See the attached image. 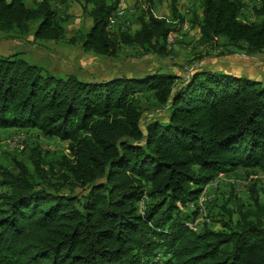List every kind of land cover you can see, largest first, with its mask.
Here are the masks:
<instances>
[{"label": "trees", "instance_id": "obj_1", "mask_svg": "<svg viewBox=\"0 0 264 264\" xmlns=\"http://www.w3.org/2000/svg\"><path fill=\"white\" fill-rule=\"evenodd\" d=\"M52 1L28 8L25 0H0V32L24 36L36 23L35 39L60 41ZM76 1L91 25L71 44L104 57L120 46L171 53L174 29L149 9L134 33L113 39L108 27L119 0ZM171 6L176 12L175 0ZM244 6L201 0V43L221 40L246 55L261 54L264 0L253 6L256 22L240 19ZM177 78L158 71L80 81L20 54L0 55V129L36 130L68 149L56 180L37 156L31 169L21 161L16 171L0 167V264H264V207L253 195L252 211L238 207L235 221L228 213L225 231L205 220L189 228L203 215L198 203L205 186L220 174L264 173V85L204 69L180 84ZM142 89L166 113L144 125ZM68 183L84 192L61 193Z\"/></svg>", "mask_w": 264, "mask_h": 264}, {"label": "rangeland", "instance_id": "obj_2", "mask_svg": "<svg viewBox=\"0 0 264 264\" xmlns=\"http://www.w3.org/2000/svg\"><path fill=\"white\" fill-rule=\"evenodd\" d=\"M38 1L40 0H25V5L28 8L34 7ZM242 1L245 6L241 10L240 19L244 22L258 21L253 13V6L258 4V0ZM51 6L62 24L64 36L60 41L35 39L36 23H30L29 32L24 36L15 32H0V55L20 54L28 62L57 77L74 75L80 81L143 78L159 71L177 76L176 83L180 84L193 70L204 69L225 72L264 85V51L249 56L242 50L223 46L224 42L221 40L211 44V47L201 43L198 35L201 0H175L176 12L172 11L171 0H119L109 21L111 37L116 39L120 31L134 33L139 28V17L149 9L155 17L170 21L174 29L167 42L171 53L165 56L127 46H120L114 57L86 52L80 44L69 42L91 25L90 18L82 10L81 2L53 0ZM137 95L143 109L142 125L151 118L166 115L162 109H154L146 89H142ZM34 156L39 157L45 172L52 170L50 178L56 180V175L61 172L60 163L65 162L64 159L68 156L67 142L48 139L36 130L0 129V167L16 171L15 161H21L31 169ZM210 184L212 186L209 188ZM3 191L0 188V193ZM83 192L82 187L69 183L61 190V193L68 195H80ZM252 195L264 207V173L258 169L245 171L239 168L229 174H220L215 181L205 186L201 195L203 215L195 224L199 220H205L211 229L225 231L228 213H233L232 220L235 221L238 207H242L245 212L252 211ZM182 210L187 211L185 208ZM195 224L189 223V228H194Z\"/></svg>", "mask_w": 264, "mask_h": 264}, {"label": "built area", "instance_id": "obj_3", "mask_svg": "<svg viewBox=\"0 0 264 264\" xmlns=\"http://www.w3.org/2000/svg\"><path fill=\"white\" fill-rule=\"evenodd\" d=\"M211 186H212V184H210L209 188H210ZM209 188H207V189H209ZM207 189H205V191H206ZM204 193H205V192H204ZM198 205H199V207H200V210H199V211H201V208H203V206H201V198H200V200H199ZM194 224H195V223H194Z\"/></svg>", "mask_w": 264, "mask_h": 264}]
</instances>
